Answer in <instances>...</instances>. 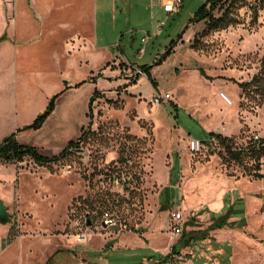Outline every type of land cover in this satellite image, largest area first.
I'll return each instance as SVG.
<instances>
[{
	"label": "rangeland",
	"instance_id": "374dc122",
	"mask_svg": "<svg viewBox=\"0 0 264 264\" xmlns=\"http://www.w3.org/2000/svg\"><path fill=\"white\" fill-rule=\"evenodd\" d=\"M135 1L118 0L103 16L96 43L107 48L87 50L86 62L60 59L79 28L58 29L53 13L44 36L31 32L43 38L44 59L22 66L0 59V140L16 132L49 156L77 141L49 164L0 160V199L8 211L0 223V264H44L58 249L52 264L105 262L99 255L108 263L154 264L198 229H207V237L181 246L163 264H264V177L249 174L264 175V156L259 163L248 156L228 160L217 139L203 132L231 137L238 147L253 135L264 137V93L240 86L263 70L264 7L254 18L244 5L238 22L209 27L206 19L194 20L205 0H182L173 13L155 7L162 0ZM63 79L85 82L56 99L40 128L17 131L44 110ZM156 93L171 100L156 105ZM188 136L202 139L204 150L191 152ZM221 191L233 204L220 212L194 207L203 200L217 205ZM100 197L107 200L101 208ZM174 211L183 216L178 236L171 231ZM105 213L113 224L104 222ZM223 217L227 225L209 227ZM126 232L134 240L126 234L122 246Z\"/></svg>",
	"mask_w": 264,
	"mask_h": 264
},
{
	"label": "crops",
	"instance_id": "0c3cea01",
	"mask_svg": "<svg viewBox=\"0 0 264 264\" xmlns=\"http://www.w3.org/2000/svg\"><path fill=\"white\" fill-rule=\"evenodd\" d=\"M117 1L118 0H0V37L4 36V38L0 40V59L16 60V63L20 64L21 66L30 65V63L39 62L42 59H44L45 54L43 49L41 48L43 38L41 39L40 37L44 36L43 31H44L45 23H47L48 18L53 13L52 22L55 24V26L58 29L66 28L72 25H75L79 28V32H76L72 36L68 37V38L70 37L73 38V42L70 45H68L65 41L66 46L63 49V52H61V54L59 55L60 59L66 61L69 58H76L78 63H81V61L86 62L87 60H86L85 52L87 50H92L93 47L95 49L107 48L108 45L107 43H101V44L96 43L98 38L97 26L100 21L101 24L103 23V16L112 13L113 11L112 9L117 6ZM119 1H121L123 6L126 5L131 6L133 1L136 3L135 0H119ZM146 1L149 2V0ZM159 1L160 0H157V3H160ZM161 3H163V0ZM156 6H158L159 9L163 10L160 4L155 5V7ZM163 12L165 11L163 10ZM99 17L101 18L99 19ZM92 26L95 27L93 31H92ZM39 30L42 31L40 33L41 36L38 34L34 36V34L31 33V32L38 33ZM29 53H31L30 57L28 56ZM63 81L65 83L58 85V87L60 88L59 91L60 93L58 97L68 89L79 87L85 82V81H80L81 84L75 86L77 83L73 84V82L70 81L68 82V80L66 79H63ZM90 82L95 83L92 81ZM93 90L91 91L93 92ZM90 93L87 96V105L91 97ZM52 95H49L48 97ZM34 107H38V106L34 105ZM17 141L23 143L18 139ZM162 185L164 186V183H162ZM216 194H217L216 198L214 199L218 201L217 205L214 206L209 205L210 206L209 207L206 203H204L205 201L203 200V201H198L196 204L193 203L194 207L196 206L197 208H200L205 206L207 207L208 210H210V212H220L226 205L228 206L229 204H233V201L227 203L226 200L224 199L229 195L227 191L217 192ZM193 204H191L189 199H187L184 202V206L188 209ZM228 217L213 218L212 222L217 219H225L226 224L223 225L225 226L227 225ZM172 220L173 219H171V222ZM212 222L209 225L210 228L221 229L223 227V226L220 228L213 227ZM150 232L151 231L149 229L148 233ZM126 234H128L130 238L134 240L132 234L130 232H126L119 239V242L122 244V246H128V243L122 242V237ZM206 234H207V229H198V230L190 231L184 236V238L188 243L185 246H189L193 240L206 238L207 237ZM103 248H105V246ZM103 248L100 249L99 251H102ZM130 248H134V247H130ZM92 255L96 256V253H92ZM99 256L100 259H103L105 262L98 261L92 264H122V263H108V261H106V259L103 258L102 255Z\"/></svg>",
	"mask_w": 264,
	"mask_h": 264
},
{
	"label": "trees",
	"instance_id": "16d2710c",
	"mask_svg": "<svg viewBox=\"0 0 264 264\" xmlns=\"http://www.w3.org/2000/svg\"><path fill=\"white\" fill-rule=\"evenodd\" d=\"M244 5H249V8L252 10L253 17L256 18L259 8L264 7V0H205V2H203L196 11L194 20L197 21L206 19L209 27L227 26L229 24H234L238 22L237 17H235V15H237V9L241 8ZM214 10L222 11L217 16L215 15ZM3 38L4 36L0 37V40ZM262 64V71L254 74L250 80L240 83V86L244 90H248L250 92H253L254 94L264 93V57L262 59ZM143 71L146 77L153 83V78L149 73L148 66H145L143 68ZM200 72L203 74L202 70H200ZM90 81L94 82V78H91ZM79 84H81V82L77 83L75 86H78ZM59 93L60 92L53 94L50 97L44 110L37 114L30 123L19 128L17 131L40 128L47 117L54 110L55 100L58 97ZM96 93L97 89H94L93 94L89 99L88 109L90 108V103L94 94ZM172 107H175V104H173ZM203 132L206 136H208V138L215 137L217 139V143L223 149L224 157L228 160L240 162L242 161L244 156H248L254 163H259L261 157L264 156V137H258L257 139H253L251 137L248 140L246 147H238L235 142L233 143L231 137H227L225 135H222L221 133H214L213 131ZM15 135L16 132H11L1 139L0 160L4 162H21L26 157H28L38 165L49 164L71 153L74 150L75 144L77 143V141L75 140H70L58 154L49 156L43 154L35 146L18 142ZM80 138L81 136L78 139ZM124 161H127V159H124ZM249 174L255 177H264V175L259 173L257 170L250 171ZM84 200H87V198H85ZM106 202L107 200L104 197H100L98 206H100L101 208L106 205ZM224 224H226L225 219H217L212 222V226L216 228H220ZM181 240L182 241H180L179 244L175 243L172 246L171 251L168 254L162 257V261H158L155 264H163V262L170 260L172 254L178 253L181 246H185L188 244L184 237H182ZM59 254L60 249L57 250L51 257H49L45 264H52V262L56 259L55 257H57Z\"/></svg>",
	"mask_w": 264,
	"mask_h": 264
},
{
	"label": "built area",
	"instance_id": "2783aa9c",
	"mask_svg": "<svg viewBox=\"0 0 264 264\" xmlns=\"http://www.w3.org/2000/svg\"><path fill=\"white\" fill-rule=\"evenodd\" d=\"M182 5V0H163L162 8L167 13H173L177 12ZM224 99L227 97L223 95ZM171 99V95L168 93H156L151 98L152 103L159 105L160 103L167 102ZM253 139H257V135L252 136ZM186 145L189 148L191 152H202L205 148V142L202 139H199L197 137H191L188 136L186 138ZM182 213L180 211H174L172 212V223H171V231L174 236L180 235L182 231ZM114 219H111V217L107 216V213H105V219L104 222L106 224H113ZM76 223L80 222V219L75 220Z\"/></svg>",
	"mask_w": 264,
	"mask_h": 264
},
{
	"label": "water",
	"instance_id": "95a60500",
	"mask_svg": "<svg viewBox=\"0 0 264 264\" xmlns=\"http://www.w3.org/2000/svg\"><path fill=\"white\" fill-rule=\"evenodd\" d=\"M8 220V213L6 211V207L0 199V222L6 223ZM89 223V222H88Z\"/></svg>",
	"mask_w": 264,
	"mask_h": 264
},
{
	"label": "bare ground",
	"instance_id": "6f19581e",
	"mask_svg": "<svg viewBox=\"0 0 264 264\" xmlns=\"http://www.w3.org/2000/svg\"><path fill=\"white\" fill-rule=\"evenodd\" d=\"M226 96V95H225ZM227 97V100H229V98H228V95L226 96ZM226 99V98H225Z\"/></svg>",
	"mask_w": 264,
	"mask_h": 264
}]
</instances>
